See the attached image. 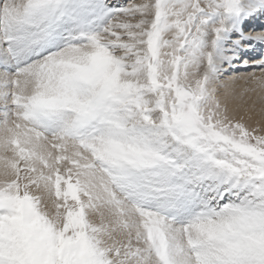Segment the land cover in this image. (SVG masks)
Listing matches in <instances>:
<instances>
[{"label": "snow or ice", "instance_id": "6c2138e0", "mask_svg": "<svg viewBox=\"0 0 264 264\" xmlns=\"http://www.w3.org/2000/svg\"><path fill=\"white\" fill-rule=\"evenodd\" d=\"M259 17L0 0V264H264Z\"/></svg>", "mask_w": 264, "mask_h": 264}, {"label": "bare ground", "instance_id": "6f19581e", "mask_svg": "<svg viewBox=\"0 0 264 264\" xmlns=\"http://www.w3.org/2000/svg\"><path fill=\"white\" fill-rule=\"evenodd\" d=\"M142 2V0H114L115 3L118 4H123V3H127V2ZM249 23L247 24H251V26L247 27L246 29L248 31H252L253 34H255V32L264 30V17H259L253 20L248 21ZM258 28L253 29L252 27L257 26ZM248 72L252 71L251 69L247 70ZM237 75L239 76H245L247 75V72L244 71L243 69L237 73ZM256 75H260L259 70L256 71ZM227 79V78H226ZM237 92H241L243 91L245 88H251L253 87V85L245 83V81L243 79H239L237 80L234 84L231 85ZM250 95L252 96V98L254 100H256V108H255V112L256 115L254 116V118L249 121V126L250 127H259L261 129H264V117H262L259 113H260V109L261 107H264V100L259 99V97L261 95H264V93H250ZM247 98V97H246ZM231 106V105H230ZM264 134V133H261Z\"/></svg>", "mask_w": 264, "mask_h": 264}, {"label": "rangeland", "instance_id": "374dc122", "mask_svg": "<svg viewBox=\"0 0 264 264\" xmlns=\"http://www.w3.org/2000/svg\"><path fill=\"white\" fill-rule=\"evenodd\" d=\"M123 2H124V0H123ZM127 2V1H126ZM249 23V22H248ZM249 26H251V24H246L245 25V28H247V27H249ZM253 29H255V28H258V25L257 26H254V27H252Z\"/></svg>", "mask_w": 264, "mask_h": 264}]
</instances>
